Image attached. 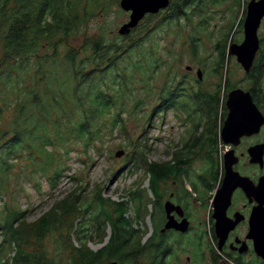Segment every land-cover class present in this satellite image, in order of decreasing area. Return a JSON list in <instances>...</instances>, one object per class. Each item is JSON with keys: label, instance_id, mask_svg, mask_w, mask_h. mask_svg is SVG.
I'll use <instances>...</instances> for the list:
<instances>
[{"label": "trees", "instance_id": "obj_1", "mask_svg": "<svg viewBox=\"0 0 264 264\" xmlns=\"http://www.w3.org/2000/svg\"><path fill=\"white\" fill-rule=\"evenodd\" d=\"M224 1L171 0L166 8L146 18L158 28L163 24L170 25L171 21L179 22V19L190 22L192 16H198L201 23L196 24L195 31L200 33L206 25L207 7ZM233 1L240 4V0ZM245 3L243 16L238 21L240 28ZM72 7L68 0H0V114L11 109L6 123L0 124V194L7 192L4 176L25 153L36 162L41 177L55 188L64 175L63 159L65 156L69 159L72 151L65 147L67 142H79L80 152L89 156V150H101L97 145L104 142L107 125L110 132L114 129L125 132L121 114L127 112L124 99L131 94L133 82L139 81L150 90L154 68L162 64L153 48L147 51L143 47L141 36L147 29L141 22L129 34L110 38L101 27L97 38L86 37V55H79L76 48H66L61 53L60 41L67 38L68 31L77 28L79 21L88 14L78 13ZM53 36L54 40H51ZM125 38L129 40L127 45L119 44ZM191 39L193 42L194 37ZM259 39L257 57L264 58V41L262 37ZM232 40L230 32H226L222 43L220 39L215 42L218 54L215 71L226 65L225 61L229 59L227 46ZM34 58L49 65L44 68L39 64L30 77H22ZM253 68L254 64L246 75L250 83ZM139 73L142 76L136 75ZM219 74L223 80L213 90L192 84L187 88L184 78L162 86L159 100L152 105L147 121L151 115L169 109L183 112L188 136L164 161L149 160L150 146L145 140L142 146L139 143L127 163L130 168L142 171L144 180L137 189L130 191L127 200L111 201L99 192L90 202L81 205L75 188L31 222L26 221L23 210L5 206L0 219V264H53L43 244L46 234L57 228H64L65 232L60 236H64L71 264H107L111 261L138 264V253L147 246L140 244L138 237L136 244H128L138 232L133 219L126 215L130 207L128 202L144 212L148 202L154 201L152 197L160 182L170 180L171 176L181 178L180 173H215L217 169L220 110L225 106L227 92L236 87L228 82L223 68ZM247 88L251 91V85ZM141 103L140 98L132 99L131 109L138 110ZM106 116L110 119L108 124L102 121ZM100 122L103 125L100 126ZM58 146L63 148L62 153L56 152ZM30 175L35 177V173ZM30 175L28 180L32 186L40 189V178L35 180ZM146 180L148 185L143 187ZM147 192L152 196L143 203L141 195L147 197ZM95 205L98 212L91 217L93 227L102 231L107 225L111 227L108 241L97 250L91 249L82 235L89 229L83 216ZM108 216L112 217L110 221ZM80 228L83 229L81 235L78 234Z\"/></svg>", "mask_w": 264, "mask_h": 264}, {"label": "rangeland", "instance_id": "obj_2", "mask_svg": "<svg viewBox=\"0 0 264 264\" xmlns=\"http://www.w3.org/2000/svg\"><path fill=\"white\" fill-rule=\"evenodd\" d=\"M68 1L72 3L74 11L78 13L87 12L88 14L79 21L80 23L78 22L79 24L77 23V28L68 31L69 36L67 38L60 41L61 53L66 48H76L80 51L79 55H86L88 52L87 42H85L86 37L97 38L101 27L107 32L108 38L112 35L120 36L117 33V28L128 19L129 15V12L119 6L120 0ZM247 1L240 0V4H238L233 0H225L208 6L204 14L207 20L206 25L200 33L195 31L196 24L201 23L198 16H192L190 22L179 19V22L171 21L170 25L163 24L158 28L152 25L150 18L143 17L140 22L145 25L147 31L141 36V39H143L142 45L147 51L153 48L156 55L160 56L162 60L160 63L162 64L154 68L150 90L139 81L133 82L131 94L124 99V107L127 112L121 114L126 126L125 132L117 129L110 132V127L107 125L104 128L106 134L104 142L97 145L101 150H89V156L80 152L81 144L79 142L70 144L67 142L66 145L69 146L65 145V147L72 148V151L69 153V159L66 160V156L63 159L64 175L55 188L50 187L48 181L41 177L35 166L36 162L32 161L27 153L23 154L4 176L3 180L7 186V192L0 194V219H2L4 207L7 206L23 210V214L27 216L26 221H34L75 188V194L79 195L81 205L90 202L99 192L103 198H109L111 201L127 200L130 191L137 189L144 180L143 175H141L142 171L130 168L127 163L131 152L138 148L139 143L142 146L145 140L150 146V152L147 153L149 160L164 161L178 149L181 140L188 136L186 132L187 122L184 120L185 114L183 112L169 109L151 115L149 122L147 121L149 118L147 114H149L152 105H155L159 100L160 89L164 84L184 78L187 82V88L189 84H192L194 86L200 85L203 89L213 90L223 80L219 74L223 68V72L227 73L230 84L234 83L236 87L243 89H248L247 87L251 85L258 93L264 94V58L257 57L259 53H257L253 62L251 83L246 76L247 73L244 72L233 55L227 54L229 59L227 58V61H225L226 65L215 71V61L218 57L215 42L220 39L222 43L226 32H230V37L234 39L231 42L242 40L243 30L239 27L238 21L243 16V3H247ZM258 36L259 38L262 37L264 41V17L258 29ZM191 37H194L193 42ZM51 40H54V36ZM128 41L125 38L120 40L119 44L125 46ZM229 44L230 42H228ZM47 50L50 52L51 47L48 46ZM130 53L134 55L135 51ZM30 64L28 72L22 73V77H30L33 72L35 73L34 70L39 64L44 68L49 65L48 62L39 63L36 58ZM187 65H190L191 68L187 69ZM197 69H201V79L196 75ZM136 75L138 77L142 76L141 73ZM134 98L142 99L141 107L136 111L131 109L132 99ZM120 107L122 108L121 105ZM10 110L0 114L1 125L6 123ZM109 120L108 116L102 118V121L106 124ZM99 124L100 126L103 125L101 122ZM140 132L143 134L141 138ZM129 141L133 144H130ZM175 143L178 145L176 146ZM56 149L58 153L63 152L61 146ZM119 149L124 150V154L120 158L114 155ZM122 166L123 169L118 170ZM31 173H35V177L30 175ZM29 175L35 180L40 178V180L38 179L41 185L40 189H35L32 186L28 180ZM170 180L162 185L168 187L171 185ZM147 185L148 181L146 180L143 187H147ZM151 196L150 193L147 197L141 195L143 203L148 202V198ZM139 198L137 197V199ZM128 204L130 207L126 214L127 217L133 219L132 221L135 222L138 232L141 231L139 229L143 226H145L144 230L148 232L151 223L146 218V214L152 208V202H148L147 210H144V212L141 208L136 210L132 202H128ZM97 212L96 205L88 209V212L83 216V221L89 229L84 233L82 228L78 231L79 235L83 233V239L87 240V245L93 250H97L106 244L111 233L110 225H107L103 231L93 227L91 217ZM77 216L80 217L79 214ZM107 219L110 221L112 217L108 216ZM64 232V228H57L46 234L43 245L53 264H71L70 252L65 248L66 245L63 242L64 236H60ZM145 234H139L140 244ZM136 239L137 235H134L128 243L129 246L136 244ZM72 240L77 245L76 238L72 236Z\"/></svg>", "mask_w": 264, "mask_h": 264}, {"label": "flooded vegetation", "instance_id": "obj_3", "mask_svg": "<svg viewBox=\"0 0 264 264\" xmlns=\"http://www.w3.org/2000/svg\"><path fill=\"white\" fill-rule=\"evenodd\" d=\"M250 93L258 115L239 136L230 132L228 143L221 135L228 108L220 110L215 173H180L181 178L170 177L168 187L162 185L166 181L157 186L146 214L150 229L137 233L138 238L146 233L141 244L147 246L138 264H264L257 252L264 245V94L252 86ZM225 157L232 159L230 168ZM167 201L176 206L169 212ZM169 217L185 218L187 230L164 228Z\"/></svg>", "mask_w": 264, "mask_h": 264}, {"label": "water", "instance_id": "obj_4", "mask_svg": "<svg viewBox=\"0 0 264 264\" xmlns=\"http://www.w3.org/2000/svg\"><path fill=\"white\" fill-rule=\"evenodd\" d=\"M168 4L169 0H120L119 6L121 9L129 12V15L128 19L117 28V33L119 35L129 34L131 29L138 25L145 14H155L165 8ZM263 17L264 0H248L242 23L243 38L240 42H232L227 47V54L235 56L236 61L241 65L245 73H248L252 68L256 53L260 46L258 29ZM186 68L189 69L191 66L187 65ZM196 75L199 79L202 78L201 69L196 70ZM225 106L228 108V113L221 129V135L223 141L228 143L233 141L231 135L235 131L237 132L236 134H238L237 136L244 132L243 126L248 127L252 115H258V111L252 100L250 91L241 87H234L227 92ZM232 131L233 133L231 134L230 132ZM236 141L237 139H235L234 142ZM123 154V149H119L114 153L115 157L119 158L122 157ZM231 162L232 159H227L225 157L226 168H230L229 165ZM175 207L176 206L171 202H166L165 208L167 212ZM170 227H174L184 232L188 228V221L185 218L180 221H175L169 217L165 222L164 228ZM257 252L264 255V245L258 249ZM107 264H117V262L111 261Z\"/></svg>", "mask_w": 264, "mask_h": 264}, {"label": "clouds", "instance_id": "obj_5", "mask_svg": "<svg viewBox=\"0 0 264 264\" xmlns=\"http://www.w3.org/2000/svg\"><path fill=\"white\" fill-rule=\"evenodd\" d=\"M226 100V99H225Z\"/></svg>", "mask_w": 264, "mask_h": 264}]
</instances>
